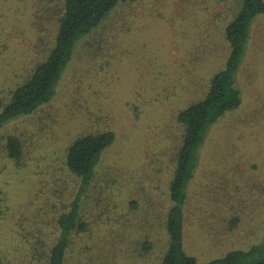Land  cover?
I'll use <instances>...</instances> for the list:
<instances>
[{
  "label": "rangeland",
  "instance_id": "1",
  "mask_svg": "<svg viewBox=\"0 0 264 264\" xmlns=\"http://www.w3.org/2000/svg\"><path fill=\"white\" fill-rule=\"evenodd\" d=\"M62 4L0 0L1 100L47 56ZM240 4L122 2L76 43L54 96L0 127L1 146L8 135L23 145L19 163L0 156V264H40L39 257L28 259L10 248L22 239L53 243L57 217L79 182L66 166V149L77 136L102 130H113L115 138L80 210L94 222L73 234L68 264H155L126 258L124 242L131 235L122 231L120 214L139 224L150 199L163 202L157 212L168 204V169L181 132L174 116L202 97L210 75L222 66L224 27ZM236 84L241 105L209 128L188 188L184 246L201 261L264 240V13L251 23ZM100 191L116 196L111 203L117 213L110 218L100 214V207L106 210L96 203ZM131 197L142 203L138 212L131 210Z\"/></svg>",
  "mask_w": 264,
  "mask_h": 264
},
{
  "label": "trees",
  "instance_id": "2",
  "mask_svg": "<svg viewBox=\"0 0 264 264\" xmlns=\"http://www.w3.org/2000/svg\"><path fill=\"white\" fill-rule=\"evenodd\" d=\"M129 1L133 0H63L57 31L47 56L37 62L27 78L11 91L8 100L0 99V127L10 118L29 114L48 102L56 92V85L72 58L76 43L96 28L109 11ZM261 13H264V0H241L237 12L226 21V50L222 66L210 75L202 97L191 101L174 116L181 132L174 144V160L168 169V204L157 212L155 206L163 202L150 199V205L144 209L145 219L139 224H135L136 221L133 222L124 213L120 214L122 220L118 223L122 231L131 235L124 242L129 246L126 258H148L155 264H264V240L251 243L246 248H231L223 255L201 261L186 250L183 239L188 188L197 166L199 150L209 128L226 112L241 105V89L236 84V71L250 44L251 23ZM114 138L113 130L87 132L77 136L68 145L66 166L79 182L68 209L57 217L58 234L55 240L49 244L42 239L34 242L22 239L20 245L10 248V253L13 249L23 251L28 259L37 256L41 260L40 264H68L73 234L85 232L89 223L94 222L81 213V203L104 150ZM22 153L23 145L17 136L8 135L4 145H0V156L4 154L16 163L20 162ZM100 193L96 203L104 205L106 209L104 211L100 207V214H109L110 218L111 214L117 213L112 211L116 203H111L116 196H112L115 195L113 192L111 197L106 196V192ZM129 204L133 207L131 210L137 212L142 206L136 197H131ZM148 210L152 218L148 217ZM92 214L96 217L94 212Z\"/></svg>",
  "mask_w": 264,
  "mask_h": 264
}]
</instances>
